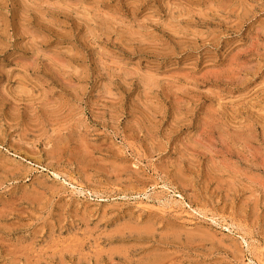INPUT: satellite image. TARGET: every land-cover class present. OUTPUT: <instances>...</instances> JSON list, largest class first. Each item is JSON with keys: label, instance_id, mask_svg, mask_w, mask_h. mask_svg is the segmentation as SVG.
Instances as JSON below:
<instances>
[{"label": "rangeland", "instance_id": "1", "mask_svg": "<svg viewBox=\"0 0 264 264\" xmlns=\"http://www.w3.org/2000/svg\"><path fill=\"white\" fill-rule=\"evenodd\" d=\"M0 264H264V0H0Z\"/></svg>", "mask_w": 264, "mask_h": 264}]
</instances>
